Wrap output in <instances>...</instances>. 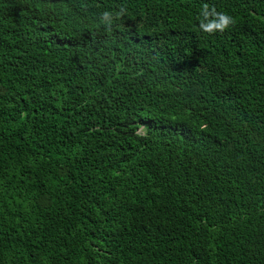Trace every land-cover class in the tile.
I'll return each instance as SVG.
<instances>
[{
  "label": "trees",
  "instance_id": "16d2710c",
  "mask_svg": "<svg viewBox=\"0 0 264 264\" xmlns=\"http://www.w3.org/2000/svg\"><path fill=\"white\" fill-rule=\"evenodd\" d=\"M0 264H264V0H0Z\"/></svg>",
  "mask_w": 264,
  "mask_h": 264
},
{
  "label": "clouds",
  "instance_id": "9594fccd",
  "mask_svg": "<svg viewBox=\"0 0 264 264\" xmlns=\"http://www.w3.org/2000/svg\"><path fill=\"white\" fill-rule=\"evenodd\" d=\"M124 14H125V10L123 8H121L120 11L115 13V17L117 19H119V17L121 15H124ZM210 14L212 17H214L212 22L205 25L204 21L202 20L200 22V25H199L200 29H202L206 33L211 34L214 31H221L222 32L226 28H228L230 25H233L235 23L233 18L231 16H229L227 13H223V12L218 13L215 11L214 8L211 10ZM112 15H113V13L105 11L101 15V20L107 21L109 24H111L112 23V21H111ZM208 15H209L208 6L204 5V10L202 12V16L204 17V20L208 19Z\"/></svg>",
  "mask_w": 264,
  "mask_h": 264
}]
</instances>
